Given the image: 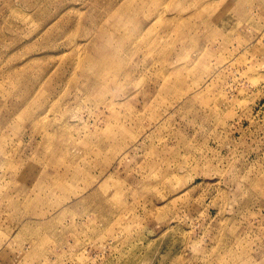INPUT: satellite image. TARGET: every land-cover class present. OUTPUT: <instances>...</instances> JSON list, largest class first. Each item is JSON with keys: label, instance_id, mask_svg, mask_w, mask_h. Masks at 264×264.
I'll list each match as a JSON object with an SVG mask.
<instances>
[{"label": "rangeland", "instance_id": "1", "mask_svg": "<svg viewBox=\"0 0 264 264\" xmlns=\"http://www.w3.org/2000/svg\"><path fill=\"white\" fill-rule=\"evenodd\" d=\"M0 264H264V0H0Z\"/></svg>", "mask_w": 264, "mask_h": 264}, {"label": "bare ground", "instance_id": "2", "mask_svg": "<svg viewBox=\"0 0 264 264\" xmlns=\"http://www.w3.org/2000/svg\"><path fill=\"white\" fill-rule=\"evenodd\" d=\"M109 176V175H108Z\"/></svg>", "mask_w": 264, "mask_h": 264}]
</instances>
